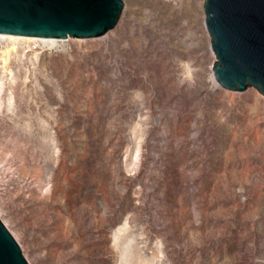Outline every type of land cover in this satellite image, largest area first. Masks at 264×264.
Returning <instances> with one entry per match:
<instances>
[{"label":"rangeland","instance_id":"1","mask_svg":"<svg viewBox=\"0 0 264 264\" xmlns=\"http://www.w3.org/2000/svg\"><path fill=\"white\" fill-rule=\"evenodd\" d=\"M200 1L0 38V218L30 264H264V95L213 77Z\"/></svg>","mask_w":264,"mask_h":264},{"label":"water","instance_id":"2","mask_svg":"<svg viewBox=\"0 0 264 264\" xmlns=\"http://www.w3.org/2000/svg\"><path fill=\"white\" fill-rule=\"evenodd\" d=\"M124 7V0H0V33L96 38L117 26ZM204 11L219 85L264 95V0H205ZM0 264H30L1 218Z\"/></svg>","mask_w":264,"mask_h":264},{"label":"bare ground","instance_id":"3","mask_svg":"<svg viewBox=\"0 0 264 264\" xmlns=\"http://www.w3.org/2000/svg\"><path fill=\"white\" fill-rule=\"evenodd\" d=\"M200 5L204 4V0H201ZM0 38H3L6 42V50L10 54L12 50L16 49V45H13L12 47L9 46L8 40L13 41L14 43L17 42L19 39H25L28 42H40L43 44V46H48L50 48H54V46H58L60 43L69 40L68 39H60V38H54V37H35V36H20V35H14V34H3L0 33ZM214 77V74H213Z\"/></svg>","mask_w":264,"mask_h":264}]
</instances>
